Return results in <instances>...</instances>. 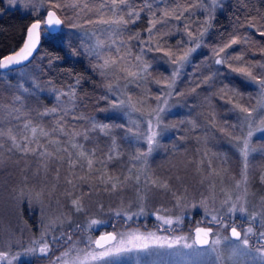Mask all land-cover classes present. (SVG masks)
Returning a JSON list of instances; mask_svg holds the SVG:
<instances>
[{"label": "trees", "instance_id": "obj_1", "mask_svg": "<svg viewBox=\"0 0 264 264\" xmlns=\"http://www.w3.org/2000/svg\"><path fill=\"white\" fill-rule=\"evenodd\" d=\"M41 1L45 0H39ZM55 2L61 5L55 10L64 20V25L56 32L55 37L42 39L39 49L30 63H27V67H18L14 72L0 71V130L7 133L9 128L22 129L24 122L31 121L33 126L43 127L50 133L48 137L41 136L39 131L36 133V140L44 146L55 138L73 139L71 133L90 127L88 120L75 119L72 113L64 116L61 112L44 117L39 113L57 103L55 98L47 97L43 91L50 92L52 88L67 91L78 79L80 84L76 90L75 117L84 116L95 119L98 123L110 125L123 124L131 127L134 132L141 133L147 132L149 119L153 120L155 127L154 110L165 106L163 98L158 102L156 97L163 90L164 78L170 76L173 67L168 57H164L162 53L146 51L145 56L152 64V68L150 75L140 81L139 86L136 82H128L126 72L124 77H116L118 74L115 77L102 76L99 69L94 67L98 61L89 55L88 48L96 39L108 41V37H102L103 34H107L108 26L99 21L107 19L110 15L106 9H101V5L110 6L111 0H55ZM129 2L137 11L143 5V0ZM151 2L156 19L162 21L157 24L151 42L155 45L160 41L173 50L176 49L177 41H188L184 31L186 24L194 35H198L208 14L204 9L210 5V0H206L204 6H201L202 0H151ZM220 3L222 7L215 9L213 26L204 38L205 46L193 53L192 64L185 67L183 75L177 82L175 91L182 95L174 94L167 98V110L161 113L160 117L163 134L158 137L159 147L148 157L146 165L143 159L137 160L135 157L138 150L147 149V144L143 137L137 139L128 133L126 128L113 129L118 144V158L108 160L112 140L109 136L96 131L90 133V137L97 139L91 141V144H85L83 148L89 154L88 157L82 159L81 164L77 162L74 168L69 167L66 152L56 151L47 161H43L40 156V152L43 151L36 143L32 145L37 148L36 154L23 156L15 150L9 151L11 142L7 137L0 140L3 144V148H0V230L4 226L11 229L35 227L42 222V212L46 211L47 217L51 220L59 222L65 218L62 231L56 236L59 238L58 242L51 245V251L47 256L35 255L30 261H21L18 264H40L53 256L56 248L81 239V236L104 233L98 229L90 232L84 230L86 222L92 217L107 220L112 230L119 227L143 231L157 230L155 232L167 235L183 230L182 232L189 234L191 227L201 221L200 218L195 219L198 215L197 210H193L194 202L186 207L184 205V199H189L190 192L193 193V197H197L196 202L206 199H213L216 203L223 201L226 197L223 185L228 182V176L231 177L233 172L238 171L234 169L239 160L237 149L242 146L237 145L228 133L231 132L234 137L245 135L247 131L246 126L243 132L239 128L243 114L235 109L233 104L238 102L250 109L256 108L258 93L256 86L248 82L246 77L232 73L226 67L222 68L225 75L219 78L215 87L209 89L202 85L196 88V84L202 80L203 75L208 74V67L213 70L220 67L214 65L212 49L228 43L234 35L246 37L247 41L242 40L241 43L233 45L228 49L230 54L242 52L246 61L251 64L264 62V37L259 35V32L264 31V0H220ZM73 4L77 7L73 8ZM84 5H87V8ZM0 7H3L2 0ZM48 7L50 4L46 0L40 12L41 18ZM174 9L175 14L184 13L180 20L175 19L172 11ZM164 12H168V16H164ZM150 15L148 10L140 12L139 19L136 23L128 25L124 36L139 33L142 39L148 40L149 34L146 29L149 27ZM35 18L31 12L22 13L17 8L3 10L0 14V57L20 46L28 25ZM72 23L79 25L76 29L81 31L82 40L78 35H70ZM124 36L126 46L121 50L125 53L130 51V57L134 54L137 56L141 50L139 41H129ZM185 50L186 47H182L176 55L182 54ZM206 58L209 59L204 63ZM134 59L125 60L122 68L135 65ZM24 71L29 73V77L19 78L18 75ZM253 72L260 75L264 70L254 68ZM157 80L161 81V84H157ZM21 83L29 89L28 92L18 88ZM109 84L113 85L117 94L124 93V98L131 93L134 101L139 100L143 103H137L136 110L129 111L127 115L119 110H111L109 99L116 100L117 96L109 93ZM222 84L229 86L223 93L219 91ZM193 88H196L195 92L192 91ZM233 88L236 89L235 95L232 92ZM16 95H20L22 101H16ZM205 97H208L209 101H206ZM229 100L233 102L229 103ZM67 101V96L62 97V106H70L67 105ZM15 108H19L20 111H13ZM262 117L264 111L258 110L254 113L255 124ZM189 121H195L197 127L193 129ZM226 124L225 132H221L220 129L225 128ZM233 125H237L235 130L232 128ZM61 127L65 129L66 134L53 131ZM258 134L261 135L258 138L264 140V132ZM24 135L31 137L30 129L24 130ZM233 140L234 146L230 144ZM93 152L95 155H91ZM232 153L235 155V165L230 169L229 164L233 163ZM88 159L93 161L91 169L88 168ZM45 163L46 168L43 166ZM128 176L133 179L125 182L124 178ZM136 176H140L139 184L135 181ZM109 178L117 183L116 191L111 190L110 183L103 182ZM69 180L72 181L71 184L68 183ZM151 181H155L156 186H153ZM149 187L154 188L161 196L160 201L170 200L169 205L165 207L170 209V215H178L175 212H183L182 208H187L191 215H185L182 224L167 230V227L156 218L149 217V214L135 219L117 217L114 215L117 209L112 210L115 205L110 206L106 203V200L119 201L127 210L132 211L140 203L141 197L143 195L146 197ZM60 195L65 199L56 200ZM177 197H181L182 208L175 206ZM76 198L82 201L84 212L78 213L72 207L71 201ZM29 212L31 217H28ZM77 224L81 226L80 229H77ZM69 234L72 236L70 241L67 239ZM130 254L127 253L129 256Z\"/></svg>", "mask_w": 264, "mask_h": 264}, {"label": "snow or ice", "instance_id": "obj_2", "mask_svg": "<svg viewBox=\"0 0 264 264\" xmlns=\"http://www.w3.org/2000/svg\"><path fill=\"white\" fill-rule=\"evenodd\" d=\"M9 2L15 3V0H9ZM48 2L50 4V8L47 11L46 16L41 18L40 7H42V4L36 5L33 0L31 6L35 9L34 15L36 18L27 27L26 38L19 50L14 51L9 55L0 57V70H9L14 72L18 69V66L23 65L24 67H27V63H30V58L34 56V53L37 51L42 39L45 37L54 38L56 35V30L60 29L64 25V20H62L60 16L57 15V12L53 10L60 8L61 5L56 3L55 0H48ZM205 2L206 0H202L201 6H204ZM72 7L75 8L77 5L73 4ZM84 7L87 8V5H84ZM220 7H222L220 0H210V5L204 9L205 12L208 13L204 21V26L201 28L198 35H194L189 29V26L186 24L184 31L188 36V41H177L176 49L173 50L172 48L161 44L160 41H157L155 45H153L151 42L157 24L162 22L156 19V12L153 11V3L151 0H143V5L139 11L132 7L129 0H111L110 6L104 4L101 5V9H106V11L110 13L107 19H101L99 21L100 23L108 26L106 29L109 33L108 42L103 39H96L95 43L88 48V52L89 55L97 59L98 62L94 67L99 69L102 76L106 75L108 70L117 66L118 63L123 60V57L119 56L121 48L126 46L123 36L127 31L128 25L136 23L140 17V12L144 10H148L151 13L149 27L146 29L149 34V39H142L139 33L128 37L129 41L138 40L141 50L136 56L135 65H131L130 67L125 66L120 70L127 72L129 83L136 82L137 86H139V82L145 80L147 75H150V69L152 68V64L148 62L145 56L146 51L162 53L164 57H168L169 62L173 66L170 76L164 78L165 82L162 84L163 90L156 97L158 102L163 98V103L165 106L157 107V109L154 110V119L156 122L155 127L153 125V120L149 119L147 132H134L131 127H127L123 124L110 125L108 123H98L95 119H88L84 116L75 117L74 110L76 107V90L77 86L80 84L79 79L76 81L75 85L71 86L67 91L58 92L54 88L51 89V91L55 93V100L57 103L52 108H47L43 112H40L39 115L44 117L62 112L64 116H67L72 113L75 119L88 120L90 127H88L83 134L79 132L71 133L73 139L76 136L83 135V139L88 141L90 139L89 133L96 131H99L104 136H109L112 140V147L109 149L107 156L109 161L118 158L119 155L117 139L113 133V129L116 127L126 128V131L136 136L137 139L143 137L144 142L147 144V149L145 151L138 150L135 157L137 160L143 159L146 165L148 157L153 153V151H155L156 148L159 147L158 137L163 134V129L160 128V117L161 113L167 110V98L174 94L182 95V93L175 91L177 82L183 75L185 67L192 64L191 57L193 53H195L199 48L205 46L204 38L213 26V13L215 9ZM172 11L175 15V19L177 20H180L184 15L183 12L175 14V9ZM185 11H187V9H185ZM168 14V12L163 13L164 16H168ZM70 26L72 28L79 27V25L75 23H72ZM166 35H171V33H166ZM259 35L264 37V31L259 32ZM242 40L246 42L247 38H241L234 35L228 43H225L220 47H214L212 49L213 56L215 57L214 65L220 67H216L214 70L211 67H208V74L203 75L202 80L196 84V88H199L202 85L208 87L209 89L215 87L219 81V78L225 75L222 70L224 67H226L232 73L246 77L248 82L256 86L258 93L256 108L250 109L249 107L238 102L233 104V107L243 114L239 128L243 132L246 126V135H237L233 137L231 132L228 133V135L236 141L237 145H242L240 147V155L245 162L243 176L244 183L246 184L248 179V159L252 154L260 151L259 149L252 147V138L256 132H264V117L261 118L259 126H257L254 122V113H256L258 110L264 111V72H262L260 75H256L253 72L254 68L264 70V62L251 64L246 61V58L242 52L236 55H232L228 52V49L232 48L233 45L241 43ZM182 47H186V50L183 51L182 54L176 55L177 51H179ZM113 48H115L116 56L113 57L111 55H106V53H111ZM129 55H131L130 52ZM207 59L209 58H206L204 63L207 62ZM100 61H102V63ZM49 63H51V60ZM156 83L161 84V81L157 80ZM125 87L127 88V85ZM228 87L229 86L227 84H222L219 91L223 93L226 89H228ZM18 88L23 92L29 91V89L25 87L23 83L19 84ZM196 88H193L192 91L195 92ZM108 91L112 95L117 96L116 100L109 99L111 110L122 111L125 115H127L129 111L136 110L135 106L137 103H143V101L139 100L134 101L133 95L131 93H128L126 98H124V93L117 94L114 91L113 85L111 84L108 85ZM232 92L235 95L236 89L233 88ZM65 96L68 97L67 105L70 106H62V97ZM103 98L107 99V97ZM15 100L22 101V97L20 95H16ZM205 100L209 101V98L205 97ZM232 102V100H229V103ZM13 111L19 112L20 109L15 108ZM57 123H59V120ZM188 123L192 124L193 129L197 127L195 121H189ZM236 127L237 125H233V130H235ZM226 128L227 124L225 125V128H221L220 131L225 132ZM29 129L32 133L31 137L24 135V130ZM37 131H39L40 135L43 137H48L50 135V133L45 131L43 127L33 126L31 121H26L23 123L22 129L14 130L13 128H9L7 133H5L3 130H0V140H3L5 137H7V139L11 142V148L9 151L15 150L20 152L23 156L36 154L37 148L32 147V145L36 143L37 147H41L39 142L36 140ZM53 131H55V129ZM59 131L62 134H66L63 127H61ZM72 147L78 148L80 151L76 154V160L73 159V153H68V163L70 168H74L79 160L85 159L89 155L83 150V145L81 144L73 142ZM0 148H3L2 143H0ZM64 151L67 152V149H64ZM51 155L52 153L47 151L40 152V156L43 161H47L48 157ZM91 155H95V152H93ZM87 163L88 168L91 169L93 166L92 159H88ZM43 166L46 168L47 164L45 163ZM131 179H133L131 176L124 178L125 182ZM262 180H264V176H262ZM135 181L137 184H139L140 176H136ZM103 182L105 184L110 183L112 191L117 190V183L112 182L111 178ZM68 183L71 184L72 181L69 180ZM151 183L153 186H156L155 181H151ZM163 187H167V185H163ZM242 200L243 197H237V203H231V205L227 208L226 213H222L220 209H215L210 213L206 200H202L201 206L205 208V216L211 214V219L208 221L210 226L201 227L200 224H202L203 221H198L193 235L168 237L158 236L153 232L144 234L140 233L139 231L104 232L101 233L96 239H93L91 235H87L82 241L84 243V248H69L63 252L60 257H57L53 264H106V262L112 257H117L132 252H149L152 248H183L186 250L200 249L202 250L203 254L212 257L210 264H225V250H227V259L231 261L232 264H244L245 261H248V264H264V231L256 232L252 226V223L257 220V217L260 214L253 213L251 216H249L248 219L250 221V225L243 231L238 230L234 221L229 223L227 220L229 215L234 216L236 213L247 216V208L245 207V203L240 202ZM71 203L76 212L79 213L85 211L84 205L79 198L73 199ZM224 203L228 204L229 201H225ZM175 206L177 208L181 207V197L176 198ZM193 207H196V205H193ZM160 211L161 210L159 209L157 210V213L155 214L156 219L160 221L162 225H168L169 228L167 230H172V226L174 224L176 226L182 224V215L165 216L161 215ZM122 213L126 215L127 219H131L132 215L144 214V208L141 206L139 213H132L130 215L127 214L123 209H120L115 212V215L119 217L122 215ZM69 223H71L70 220ZM104 223L105 221L100 219H91L84 227V230L90 232L94 227ZM211 225H215L216 228L214 229ZM51 227H55V225H51ZM76 227L77 229L81 228L79 224H77ZM260 227L264 228V216L260 218ZM229 230V234L221 235L222 231ZM45 235L46 233L42 235L39 241L33 240V246L25 248L22 254L35 255L38 252L41 256H47L51 251V245L58 242L59 238L53 236L52 240L49 241L44 238ZM253 237H255L254 240L252 239ZM67 239L69 241L72 239L71 234L68 235ZM189 240H191V243L188 242ZM73 251H75V255H72ZM20 255L21 254H17L16 256H13L11 260H8V253L0 252V261L8 260V264H12V261L18 259Z\"/></svg>", "mask_w": 264, "mask_h": 264}, {"label": "rangeland", "instance_id": "obj_3", "mask_svg": "<svg viewBox=\"0 0 264 264\" xmlns=\"http://www.w3.org/2000/svg\"><path fill=\"white\" fill-rule=\"evenodd\" d=\"M33 0H15V3H10L9 0H2L3 3V7H0V14L3 12V10L6 9H19L22 13L25 12H31L32 14H34L35 9L31 6ZM36 5H40L42 4V7L44 6V4L46 3L45 1H41L39 2V0H34ZM42 7H40V12H42ZM50 7H48L49 9ZM42 9V10H41ZM47 10V9H46ZM54 11H56L55 9H53ZM46 12V11H45ZM44 12V13H45ZM44 13L42 15H44ZM81 31H79L76 28H70V35H78L81 40H82V33H80ZM107 34H103L102 37H108L109 33L106 32ZM102 34V33H101ZM89 35V34H88ZM98 35L100 36V33H98ZM90 36H94L93 34H90ZM124 38H128V36H124ZM108 39V38H107ZM108 42V41H106ZM130 52V51H129ZM129 52H123L122 50L119 53L120 57H123V60L120 61L118 63L117 66L113 67L112 69L108 70L107 72V76L110 77H115L116 74H118L116 77H124L125 72L121 71L120 69L122 68V63L129 59L130 61H133L134 57L136 56V54H134V56L132 55V57H130ZM135 53V52H134ZM106 55H111L113 57L116 56V52H115V48H113L111 53H106ZM128 56V58H126ZM136 59H134L135 61ZM124 72V73H123ZM127 73V72H126ZM126 75V74H125ZM19 78H27L29 77V73L27 71L21 72L18 75ZM53 89V88H52ZM55 89V88H54ZM56 90L58 92H64L62 90H59L56 88ZM43 93L47 96V97H53L55 98V93H53L52 91H48V92H44ZM51 94V95H50ZM52 99V98H51ZM261 120L256 124L257 126L260 125ZM88 128V126L84 129H80L77 132L83 134L86 129ZM247 129V128H246ZM54 132L56 133H61L59 130H55ZM247 131L245 132L246 135ZM259 132H256L255 135L252 138L251 141V145L253 148L259 149L260 151L252 154L247 162V183H244V160L240 155V147L237 149V152L239 154V160H238V165H236V168L234 169H238L237 172H233L232 176H236L235 178L233 177L231 179V177L228 176V182L225 183L223 185V189L225 190V194L226 197L223 199V201L221 203H216L213 201V199H206L207 202V206L209 209V212H213L215 209H220L222 213H226L227 212V208L231 205V203H237V197H243V200L240 202L245 203V207L247 208V216L241 215L239 213H236L234 216L229 215L227 217V220L229 223H231L232 221L235 222V225L237 226L238 230L243 231L244 229H246L247 227H249L250 225V221L248 219L249 216H251L253 213H257L260 214L257 217V220L255 222L252 223V226L254 227V231L259 232V231H264V228L260 227V218L262 216H264V180H262V176H264V140H260L258 138V136H261L258 134ZM90 136V133H89ZM97 138H91L88 141H85L83 139V135L77 136L76 139H67V138H55L52 139L46 146H44L43 144H40L41 147H38L41 151H47L49 153H54L56 151H64V149H67V154L68 153H73V159L76 160L77 156L76 154L80 151V149L78 148H73L72 147V143H78L83 145H88L91 144V141L96 140ZM232 146L235 145V142L233 140ZM232 159H233V163L230 162L229 164V168L231 169L234 165H235V155L232 153L231 155ZM78 163H82V159L78 161ZM238 173V175H237ZM238 182H239V186H238ZM152 189L154 190V188H148L147 190V195L146 197L143 195L141 197V201L140 203H138V206H136V208L132 211L127 210L124 206V204H120L119 201H115V200H106V203H108V205L110 204V206H114V209L120 210L123 209L127 214H132V213H139L140 211V207L143 206L144 208V214H138V215H132L131 219H135V218H140V217H144L145 214H149V217L152 218H156V213L157 210H161L160 214L161 215H165V216H169L170 214V209L169 208H165L166 206L169 205L170 200L169 201H160L161 196L159 194H157L154 191H152ZM62 194V193H60ZM189 199H184L185 204L184 205H188L191 202H194L193 205H196V207H193L195 209L193 210H197V213L195 217V219L200 218L201 221H203V225H209L208 221L211 219V214L208 216H205V208L203 206H201V201L200 200H196L197 197H193V193L190 192L189 194ZM65 198L63 196H59V198H57L56 200H64ZM225 201H229L228 204H225ZM110 208V207H109ZM182 208V207H181ZM111 209V208H110ZM183 209V212H175L178 215H182L183 217V221L185 218V215L190 216V212H187V208ZM167 210V211H165ZM106 213L108 211H105ZM116 212V211H115ZM43 215L42 216V222L38 225H36L35 227H21V229L19 228H15V229H11L9 226H4L1 230H0V252H6L8 253V260H11L13 256H16L17 254H21L19 256L18 259L12 261V264H18L21 263V261H30L35 255H40L38 252L35 255H23V250L25 248L28 247H32V241L36 240L39 241L42 237V235H44L46 233V235L44 236L45 239L50 240L53 236H57L61 233L62 231V223L65 220H51L49 219L48 213L46 212H42ZM174 213V212H173ZM66 214V213H65ZM115 215V214H114ZM173 216V215H170ZM175 216V215H174ZM28 217H31V213H28ZM121 217L127 219L126 215L122 213ZM205 217V218H203ZM91 219H97L96 217H92ZM89 221V220H88ZM88 221L86 222L85 225H87ZM105 221L104 224L102 225H98L96 227H94L92 230L97 231L100 230L101 232H108V230H112L111 224H109L107 222V220H103ZM200 224V225H202ZM51 225H55V227H51ZM197 224H195L194 226H196ZM175 224L172 226L174 227ZM191 227V231L189 232V234L187 232H176V233H170V234H166V233H157L151 230L148 231H143V230H135V229H131V228H123V227H119L117 230H112V231H116V232H128V231H139L140 233H144L147 234L149 232H153L156 233L158 236H168V237H175V236H190L192 235V229L193 227ZM104 227V228H102ZM164 227L169 228L168 225H164ZM216 228V226L214 227V229ZM97 233H95L96 235ZM229 234V231H222L221 235H227ZM86 237L85 236H81V239H77L75 241L69 242L67 243L65 246L60 247V248H56L55 251H53V256L47 258V260L45 262H42L40 264H53V262L56 260L57 257H60L61 254L63 252H65L66 250H68L69 248H84V243L82 242ZM93 239H96V236H92ZM253 240L255 239V237L252 238ZM189 243H191V240L188 241ZM72 255H75V251H73ZM228 256V252L227 250H225V264H232L231 261H229L227 259ZM130 257V258H129ZM212 259V257H210L209 255H205L203 254L202 250L200 249H183V248H175V249H161V248H152L150 249L149 252H132L129 255L124 254L121 256H117V257H112L109 261L106 262V264H210V260ZM8 260H3L0 261V264H8ZM244 264H248V261H245Z\"/></svg>", "mask_w": 264, "mask_h": 264}, {"label": "water", "instance_id": "obj_4", "mask_svg": "<svg viewBox=\"0 0 264 264\" xmlns=\"http://www.w3.org/2000/svg\"><path fill=\"white\" fill-rule=\"evenodd\" d=\"M48 10H49V9L46 10L44 16H46ZM57 15H58V14H57ZM58 16H59V15H58ZM32 22H33V21H32ZM32 22H31V23H32ZM31 23H30V24H31ZM30 24H29V25H30ZM29 25H28V26H29ZM26 30H27V29H26ZM58 30H59V29H58ZM58 30H56V32H57ZM25 38H26V33H25L24 40H25ZM24 40L22 41V43L20 44L19 47H17L16 49L12 50L11 52L6 53L5 55H9V54L13 53L14 51L19 50V48L23 45ZM40 45H41V44H40ZM40 45H39V47H40ZM39 47H38V49H39ZM38 49H37V50H38ZM36 52H37V51H36ZM36 52H35V53H36ZM35 53H34V54H35ZM5 55H3V56H5ZM3 56H2V57H3ZM31 59H32V58H30V60H31ZM21 66H23V65H21ZM21 66H18V67H21ZM0 71H8V70H0ZM196 226H197V225H196ZM196 226H194L193 229H192V235L194 234V229H195ZM200 226H201V227H208V226H210V225H203V224H202V225H200ZM108 232H112V231H108ZM229 232H230V230H229ZM97 233H98V232H97ZM100 234H101V233L96 234V238H98V237L100 236Z\"/></svg>", "mask_w": 264, "mask_h": 264}]
</instances>
